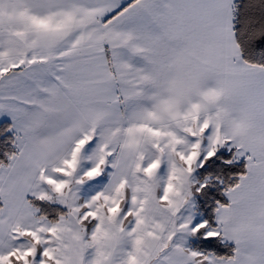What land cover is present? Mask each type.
Listing matches in <instances>:
<instances>
[{"label": "snow or ice", "instance_id": "1", "mask_svg": "<svg viewBox=\"0 0 264 264\" xmlns=\"http://www.w3.org/2000/svg\"><path fill=\"white\" fill-rule=\"evenodd\" d=\"M0 264H264V0H0Z\"/></svg>", "mask_w": 264, "mask_h": 264}]
</instances>
